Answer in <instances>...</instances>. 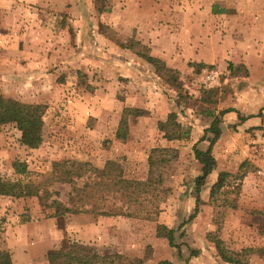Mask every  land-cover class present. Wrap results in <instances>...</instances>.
<instances>
[{
    "label": "rangeland",
    "instance_id": "obj_1",
    "mask_svg": "<svg viewBox=\"0 0 264 264\" xmlns=\"http://www.w3.org/2000/svg\"><path fill=\"white\" fill-rule=\"evenodd\" d=\"M220 1L0 0V92L43 108L33 148L21 145L13 124L0 126V182L22 181L8 189L13 196L0 195V246L13 264H45L63 239L142 264H227L208 234L230 251L251 249L248 264H264V0H224L223 7ZM182 31H191L193 57L179 56L184 41L164 39ZM152 39L178 85L137 55L150 54ZM227 109L234 111L223 115L211 149L215 169L190 219L201 174L193 147L208 148L211 114ZM123 112L124 142L115 136ZM159 123L180 139L166 140ZM108 160L127 179H161L156 216L66 215L59 227L51 203L66 204L71 187L52 181L54 167L79 170L81 184L89 166L100 170ZM245 161L253 170L230 179L220 195L235 200V209L212 205L218 173L235 175ZM15 162L26 165L25 174H15ZM158 227L174 231L173 246Z\"/></svg>",
    "mask_w": 264,
    "mask_h": 264
},
{
    "label": "trees",
    "instance_id": "obj_2",
    "mask_svg": "<svg viewBox=\"0 0 264 264\" xmlns=\"http://www.w3.org/2000/svg\"><path fill=\"white\" fill-rule=\"evenodd\" d=\"M103 11V9H99ZM122 49H131V46L119 45ZM137 55L150 64L160 75L166 77V81L178 85L177 79L173 76V71L166 66L160 59L150 54L137 53ZM189 67H196L198 70L204 68L203 63H190ZM205 102L207 100H204ZM208 102V101H207ZM264 110V108L262 109ZM227 109L213 117L207 132L212 133L213 138L209 140L208 148L205 151L194 149V158L201 165V174L195 179V207L190 219L195 218L200 206V191L206 178L215 169V159L212 156V146L220 136V124L222 117L226 113L233 112ZM138 116L141 111L135 110ZM43 108L38 105L22 103L11 98H6L0 92V126L13 124L20 132V143L27 148H33L39 143L43 128ZM240 121L246 118L239 116ZM174 123L171 122L170 125ZM169 124L159 123V130L164 133L166 140L180 139V134L169 130ZM176 125V124H174ZM180 127L179 125H176ZM116 138L124 142L127 138V112H123L115 134ZM150 169L155 165L154 159H148ZM16 175L26 173V165L20 162L13 164ZM253 170L248 162H243L235 175L227 172L218 173L215 183L210 189L209 199L212 205L229 207L235 209V200L222 198V188H224L230 179L241 181L248 170ZM89 175L78 184V180L83 178V174L67 164H59L54 167L52 181L67 184L71 187L68 193L66 204L53 200L51 205L54 207L53 217L57 219L59 227L64 226V217L66 215H80L90 213L95 216H126L129 218H154L158 213L159 196L161 194L162 181L160 178L148 177L145 181L125 178L122 168L118 163L112 160L105 162L102 169H96L89 166ZM93 176V177H92ZM92 177V178H91ZM18 180L16 184L1 183L0 195L11 194L8 190L15 185H21ZM8 187V188H7ZM22 191L15 196H24ZM13 196V195H12ZM111 202V204H110ZM126 209H132L125 214ZM158 231H163L161 236L168 240L170 246H173L174 231L158 227ZM207 239L213 244L217 256L227 264H248L245 260V254L252 252L251 249H244L241 252L230 251L225 248L223 242L212 236L207 235ZM48 264H142L143 260L130 259L121 254H99L90 247L70 239H63L57 249L49 250L46 253ZM0 264H13L10 253L0 246ZM158 264H166L161 262Z\"/></svg>",
    "mask_w": 264,
    "mask_h": 264
},
{
    "label": "crops",
    "instance_id": "obj_3",
    "mask_svg": "<svg viewBox=\"0 0 264 264\" xmlns=\"http://www.w3.org/2000/svg\"><path fill=\"white\" fill-rule=\"evenodd\" d=\"M219 3L223 7L225 1L224 0H221ZM192 7H193V4H192V1H191L190 2V5H189V8H192ZM208 8L211 9L210 7H208ZM221 16H224V14L221 15ZM187 17H189V16H187ZM153 37L156 39V41L158 40L157 39V36L155 34H153ZM164 39L165 40H168V41H175V40H177V41H184V42L181 43V45L183 46V49L184 50L182 51V53L179 54V56L182 55V57H186V56L193 57L192 56V52H193V48H194V44L195 43H193V38L191 36V31L190 32H183L182 31L180 34L179 33H172V34H169V35L165 36ZM160 40H163V38L160 37ZM153 41L154 40L152 39V44H150V47H151L150 54H151V56L159 57L160 59H166L167 54L165 52H163L161 49H159L158 47H154L153 45L155 44V41L154 42ZM192 59H194V61H198L199 60L198 58H196V56H194V58H192ZM25 249L26 248H24V247L22 249H20V253L24 255ZM26 251H28V250H26ZM28 254L29 253L27 252L26 258H28ZM27 264H36V263H34V262L29 263L28 262ZM45 264H48V263L46 262Z\"/></svg>",
    "mask_w": 264,
    "mask_h": 264
}]
</instances>
